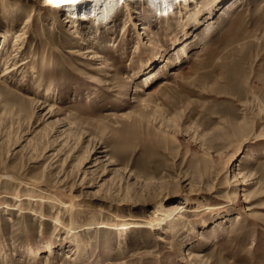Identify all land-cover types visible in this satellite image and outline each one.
I'll list each match as a JSON object with an SVG mask.
<instances>
[{"label": "rangeland", "instance_id": "rangeland-1", "mask_svg": "<svg viewBox=\"0 0 264 264\" xmlns=\"http://www.w3.org/2000/svg\"><path fill=\"white\" fill-rule=\"evenodd\" d=\"M260 112L264 0H0V264H264Z\"/></svg>", "mask_w": 264, "mask_h": 264}, {"label": "bare ground", "instance_id": "bare-ground-1", "mask_svg": "<svg viewBox=\"0 0 264 264\" xmlns=\"http://www.w3.org/2000/svg\"><path fill=\"white\" fill-rule=\"evenodd\" d=\"M193 15V14H192ZM199 23V22H198ZM147 26V25H146ZM145 28V27H144ZM149 28V27H148ZM201 28V27H200ZM145 33V32H144ZM144 33H142V34H144ZM20 34V33H19ZM146 34V33H145ZM193 34V33H192ZM23 37V36H22ZM22 37H20V35L17 37V40H21V38ZM189 37V36H188ZM142 39H146V36L145 35H143V38ZM194 39V38H193ZM141 41V40H140ZM184 41V40H183ZM141 42H143V41H141ZM189 42V41H188ZM145 43H146V41H145ZM144 43V44H145ZM177 43V42H176ZM182 43V41H179L177 44H175V45H179V44H181ZM185 43V42H184ZM152 44V43H151ZM183 44V43H182ZM187 44V43H186ZM152 46V45H151ZM154 46V45H153ZM183 46V45H182ZM180 47V48H182L181 50L182 51H180V49H176V51L177 50H179L180 52H183V54L186 52L185 51V49L187 48L186 46L185 47ZM145 47V46H144ZM149 47V46H148ZM189 47V46H188ZM146 48V47H145ZM176 48V47H175ZM163 49V48H162ZM91 52V51H90ZM93 52V51H92ZM179 52V53H180ZM94 55H95V53H94ZM94 55H90V57H92V58H96V57H93ZM161 55V54H160ZM162 56V55H161ZM20 65V64H19ZM18 67V65L17 64H12V65H10V66H7L6 67V69H4V71H3V73L1 74V76H6L7 74H10L13 70H15V68H17ZM166 68V67H165ZM155 71V70H154ZM154 71H148L147 72V74L146 75H144L143 76V78H142V80H143V82H149V81H151V80H153L154 78H156V76H157V73L156 72H154ZM140 77V76H139ZM138 78V77H137ZM93 80H96V79H93ZM193 82V81H192ZM196 94V93H195ZM257 115H259L257 118H255V119H257L258 121H260V122H262L263 124H264V112H260V114H257ZM256 117V116H255ZM255 137H260V136H262V137H264V125H263V127L260 129V131H258V132H256V133H254L253 134ZM249 137V136H248ZM247 140H248V138H245V139H243V141H245V143L247 142ZM241 145V144H240ZM244 147V146H243ZM243 147L241 148H239V149H235L234 151L235 152H233V153H231L232 155H236V154H240L241 152H242V150H243ZM226 154V153H225ZM232 155H230L227 159V161H230V158L232 157ZM228 163V162H227ZM228 170V169H227ZM229 171V170H228ZM240 184H247L246 183V181H245V178L243 177L242 178V181H240ZM43 190H42V188H40V187H36V186H33L32 187V189H31V193L33 194V193H39V192H42ZM35 197H37V196H35ZM54 197V195H52V196H50V197H47V199L50 201V202H52L51 201V199ZM39 198V200H41L42 198H40V197H38ZM46 198V197H45ZM54 199V198H53ZM38 200V201H39ZM57 203H56V206H68V207H70V210L71 209H74V208H77V205H76V203H74L73 201H71V199L69 200V203H64V200L63 199H61V198H57V201H56ZM184 206V205H183ZM182 205H181V207L179 206V207H177V208H167L166 210H165V212L164 213H162V216H161V218L160 219H158V221H156L155 223H154V225H156V228H158V229H160V228H166V227H169V226H171V227H175V225L179 222H183L184 221V219H185V214H184V212L185 211H194V212H197V211H199L200 209H202L203 207H201L200 209H198V208H194V207H192V208H187V207H183ZM205 209V208H204ZM186 213V212H185ZM86 224H88V223H86ZM126 225L127 224H124V225H121L122 227H118V228H126ZM86 225H84V226H82L83 228L82 229H84V228H91L92 227V225H88V226H86ZM170 227V228H171ZM169 228V229H170ZM163 229V230H164ZM172 229V228H171ZM158 236V235H157ZM162 240H163V238L162 237H160ZM69 256H71V255H69Z\"/></svg>", "mask_w": 264, "mask_h": 264}]
</instances>
